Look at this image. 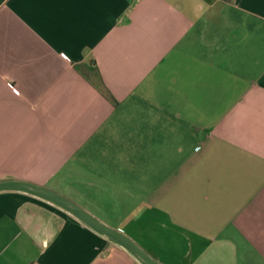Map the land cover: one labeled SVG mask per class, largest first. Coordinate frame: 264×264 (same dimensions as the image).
I'll return each mask as SVG.
<instances>
[{"label":"crops","instance_id":"crops-1","mask_svg":"<svg viewBox=\"0 0 264 264\" xmlns=\"http://www.w3.org/2000/svg\"><path fill=\"white\" fill-rule=\"evenodd\" d=\"M2 178L165 264H264V0H0ZM0 264L141 263L0 190Z\"/></svg>","mask_w":264,"mask_h":264},{"label":"water","instance_id":"water-1","mask_svg":"<svg viewBox=\"0 0 264 264\" xmlns=\"http://www.w3.org/2000/svg\"><path fill=\"white\" fill-rule=\"evenodd\" d=\"M0 190L24 191L47 200L67 211L93 230L125 248L141 264H165L148 254L130 236L120 229L104 223L67 196L49 187L20 178H2L0 179Z\"/></svg>","mask_w":264,"mask_h":264},{"label":"trees","instance_id":"trees-1","mask_svg":"<svg viewBox=\"0 0 264 264\" xmlns=\"http://www.w3.org/2000/svg\"><path fill=\"white\" fill-rule=\"evenodd\" d=\"M80 72L89 79L88 74L87 73H83L81 70ZM96 87L98 88V90L106 97L108 98L110 101H113V97L110 94V92L106 89V87H104V85L102 84L101 81H99V83L96 84Z\"/></svg>","mask_w":264,"mask_h":264},{"label":"built area","instance_id":"built-area-1","mask_svg":"<svg viewBox=\"0 0 264 264\" xmlns=\"http://www.w3.org/2000/svg\"><path fill=\"white\" fill-rule=\"evenodd\" d=\"M7 84L11 87V89L15 92V93H17L18 92V90L8 81L7 82Z\"/></svg>","mask_w":264,"mask_h":264},{"label":"rangeland","instance_id":"rangeland-1","mask_svg":"<svg viewBox=\"0 0 264 264\" xmlns=\"http://www.w3.org/2000/svg\"><path fill=\"white\" fill-rule=\"evenodd\" d=\"M50 186H52V185H50ZM58 188H62L64 190H68L69 189V187L67 185H63L62 187H58Z\"/></svg>","mask_w":264,"mask_h":264}]
</instances>
